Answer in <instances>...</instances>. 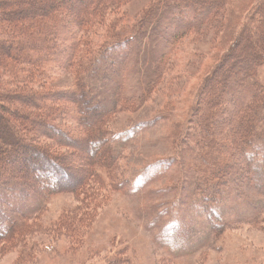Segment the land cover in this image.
Wrapping results in <instances>:
<instances>
[{
  "label": "trees",
  "instance_id": "16d2710c",
  "mask_svg": "<svg viewBox=\"0 0 264 264\" xmlns=\"http://www.w3.org/2000/svg\"><path fill=\"white\" fill-rule=\"evenodd\" d=\"M126 1L0 0V239L15 233L14 216L30 215L23 210L2 213V205L8 209V201L19 206L29 196L44 198L49 188L43 182L49 178L74 184L62 155L48 149L54 140L57 146L73 145L72 152L82 146L103 169L120 158L116 143L126 142L129 134L112 136L102 123L146 104L175 46L191 34L193 41L211 45L209 56L204 55L215 66L205 64V70H212L199 85L191 127L175 131L173 144L189 148L203 212L214 211L222 196L239 190L232 171L238 161L229 162L232 156L243 155L252 164L250 158L258 152L254 171L264 168V0H244L243 5H233V0H157L132 25L118 27L124 20L108 21L106 14ZM76 7L79 12L69 15ZM194 13L196 18L187 21ZM99 29L103 33L95 40ZM208 33L209 40H202ZM204 60L198 58V66ZM64 74L72 77L69 87L54 83ZM131 79L136 80L135 91L130 90ZM69 105L73 108L67 110ZM62 117L63 124L55 125ZM225 118L227 123L220 125ZM67 119L75 132L83 133L69 135V142L61 128ZM182 134L188 137L185 145ZM89 142L95 149H85ZM245 160L246 171L253 170ZM27 166L31 171L24 176L35 173L34 182L17 179L16 170ZM263 219L259 224L264 225Z\"/></svg>",
  "mask_w": 264,
  "mask_h": 264
},
{
  "label": "rangeland",
  "instance_id": "374dc122",
  "mask_svg": "<svg viewBox=\"0 0 264 264\" xmlns=\"http://www.w3.org/2000/svg\"><path fill=\"white\" fill-rule=\"evenodd\" d=\"M156 1L128 0L108 11L107 20L123 19L118 27H127ZM243 4L244 0H233V5ZM78 12L76 7L69 15ZM196 16L190 14L186 20ZM98 32L95 40L103 33ZM210 35L200 39L209 40ZM191 36L175 46L165 74L146 104L102 123L101 128L112 136H130L126 142L116 143L122 154L107 163V169L95 166L82 146H74L78 152H72L73 145L57 146L58 140H54L48 149L62 155L64 170L74 184L53 183L49 178L47 183L41 181L49 188L44 198L29 196L19 200V206L8 201V209L1 204L2 213L23 210L30 215L13 217L11 223L17 219L15 233L0 239V264H264V225L259 224L264 218V168H253L260 161L258 152L250 158L252 164L248 160L251 171L244 168L243 155L232 156L229 162L238 161L232 169L238 193L222 196L215 210L205 214L202 197L195 193L198 174L189 148L173 144L175 131L191 127L199 85L215 66L204 55L209 56L211 45L193 41ZM200 57L205 59L203 66H198ZM210 63L212 67L205 70ZM260 74L264 81V67ZM130 81V90L135 91L136 80ZM54 83L69 87L72 77L64 74ZM63 120L54 124L60 126ZM71 127L68 119L61 126L67 134L65 142L70 141L69 135H83ZM186 138L181 135L184 145ZM91 146L89 142L85 149ZM185 152L188 155L183 159ZM43 154L53 157L47 151ZM67 167L75 168L74 172ZM26 169L16 170L17 179L34 182L36 174L34 179L24 176L31 171ZM6 217L2 218L8 224Z\"/></svg>",
  "mask_w": 264,
  "mask_h": 264
}]
</instances>
